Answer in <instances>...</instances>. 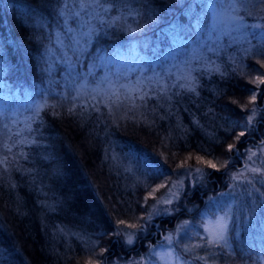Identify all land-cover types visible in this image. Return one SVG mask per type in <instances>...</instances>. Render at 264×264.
<instances>
[{
  "label": "trees",
  "instance_id": "1",
  "mask_svg": "<svg viewBox=\"0 0 264 264\" xmlns=\"http://www.w3.org/2000/svg\"><path fill=\"white\" fill-rule=\"evenodd\" d=\"M251 8L254 18L242 9L237 17L264 28L263 3ZM209 20L206 0H0V76L17 116V142L0 146V264H84L75 263L81 256L98 264L111 253L121 261L132 248L110 234L116 224L137 223L144 193L171 171L169 152L151 150L141 137L215 156L248 124L239 98L257 88L243 90L236 59L251 66L260 55L242 39L216 38ZM192 22L199 24L193 37ZM181 68L192 74L183 87ZM108 78L114 83L106 94L73 91ZM254 95L245 105L259 104L253 133L264 131V86ZM247 143H236L224 174L185 182L178 214L161 215L153 228L143 218L136 243L153 245L150 230L165 238L175 223L201 241L184 250L188 264H264V161L257 154L242 169L236 155L249 151ZM232 162L248 178L228 180ZM209 199L238 207L227 239L208 246L198 219Z\"/></svg>",
  "mask_w": 264,
  "mask_h": 264
},
{
  "label": "rangeland",
  "instance_id": "2",
  "mask_svg": "<svg viewBox=\"0 0 264 264\" xmlns=\"http://www.w3.org/2000/svg\"><path fill=\"white\" fill-rule=\"evenodd\" d=\"M250 1L252 0H206V8L208 9L210 16V32L213 33L216 38L226 36L236 44L242 42L243 40V42H247V45L251 46L253 50H257V53L260 55V57H257L256 53L253 55L255 65L253 64L251 66H245V64L242 65L241 62L236 59L239 66V74L244 75L243 78L245 81L241 85L243 90L246 89V86H253V88L256 87L257 89H261L264 86V83H261V81L264 80V55L262 53V49H264V47L261 46V40L257 41V37L259 38L261 36H264V28H261V26L259 25L254 26V23L256 21L245 22L241 17H237L238 10L243 8L242 11L244 15L248 14L249 16L251 15V17L254 18L255 10L251 11L247 7ZM202 4L199 6L198 11H201L203 7ZM261 14L264 15V9L261 11ZM200 19H203L201 15ZM197 25H199L197 22H192V26L188 29L189 33L187 34L193 37V34H195V30H197ZM262 40L264 45V39ZM215 42V40L211 41V43ZM252 42L255 49L250 44ZM232 44L233 43H231V45ZM253 50L249 48L248 54H251ZM191 51L192 53L197 54L201 51V46H195L191 49ZM244 51L245 49L243 48L242 53L245 55L246 53ZM69 62L70 61L67 60V57H65L64 62L61 64L63 65ZM182 70L184 72L185 79L180 81L179 87H183L188 83V81L190 82L192 78L191 73L188 77L185 69ZM5 75L6 74L0 76V121H2L0 146L3 141L12 147L13 145L11 143L17 142V138L13 134L14 128L12 130L11 127L13 126V123L17 122V116L7 109V92L5 95L3 89H7L9 87V83L5 79ZM113 83V80L110 78L101 79L94 83L77 85V87L74 88L73 91L81 97L84 95L98 96L99 94L108 93L111 90ZM190 85L192 84L189 83V86L187 88H189ZM257 89L254 91L248 89L245 93H243V96L239 98L241 103L238 105L240 107H237V109L242 110L246 113V121L248 120V124L243 125L239 130H236L235 135L226 142L225 147L222 149L223 152L220 151L218 154H215V156H203L192 151L185 152L178 149H176V151L170 146L171 144H173L172 142L167 141L164 145L159 144L158 146L157 144L150 141L149 136L146 135L141 137L142 139L148 138L151 150L159 153L164 152L163 150H165L167 153L169 152V154L171 155V159H166V163L171 171L169 175L157 180L149 188V190L144 193V213L139 216L137 223L134 224L131 221H125L118 225L116 224L114 228L115 230H113L110 234L111 238L120 239L122 242H125L126 245H129L132 248L131 250H129L128 255L122 256L121 261H118L116 257H112L113 253H111V255H109L108 257L103 254L98 259V264H188L183 256V254L185 253L184 250L187 248H191L192 240L198 242V244H200L201 241H199L198 239L196 240L193 236L189 237L186 232H180V227H177L175 223V231L173 229L168 230L169 228L167 227V230L164 232L165 238L163 240L162 238H156L158 241L154 242L153 245H149L146 243L144 244V247H142L141 241L139 242V244H137L135 238H137L138 232L145 229L148 224L149 226L151 225V228H153L152 224L154 223V219L161 217V215L178 214V210L180 209V207H177L176 204L178 205L181 201V193L183 189L186 188L185 182L189 181L191 178H195V181L197 182L199 178H201L203 175H207V172L209 171L210 173L220 172L221 174H224L226 172L225 168L229 165V162L233 158L232 156L230 158L229 154L237 145L236 143L250 142L246 144L249 146V151L247 153L244 152L245 155L242 157V161L248 160L249 158L257 154H259L260 156L258 160H261V162L264 161V134L261 136L262 139L260 140H258L256 136L250 135L247 137L246 134V131H248V128L252 127L253 121L257 117V111L254 105H252L250 109H246L245 107L250 104L252 100L256 101V96L254 95V93H257ZM229 109L230 107L227 106L226 110ZM248 113H250V115ZM241 133H243V135H241ZM251 134H256V132H252ZM252 137H256L259 143H253ZM229 146H231V150H229ZM211 165H215V167H212ZM245 168H247V166H245L244 169ZM228 170V180L231 178V181L236 179L235 177H237L238 175H243L245 173L244 170L236 169L232 166ZM155 174L156 173H154V175ZM151 175L152 173L150 172L149 176ZM243 176L248 178V176H246L245 174ZM235 188L236 187L234 186L233 189ZM233 192H235V190H233ZM260 198L261 200H263V197L261 195ZM216 199L214 201L210 199L206 201L205 211L202 214L201 218L198 219L199 224L206 232L208 241L209 238L214 236V234L217 232L218 228L220 227V224L218 222L221 221L226 225L223 233V239H227L226 234L227 232H229V225L232 223L233 213L235 210H237L235 208L238 207V204L234 207L233 203L228 204V201ZM143 218H145L147 225L143 223ZM141 220L142 223L139 225V222H141ZM171 226L172 225H170V227ZM153 231L154 229H152V231L150 230L151 236H153ZM184 231H186V229ZM129 240H131V243H129ZM117 246L118 244L116 245L115 249L118 248ZM107 248L114 250L111 246H108ZM92 259L93 256H87L85 258L81 256L76 260L75 263L82 262L84 264H97Z\"/></svg>",
  "mask_w": 264,
  "mask_h": 264
},
{
  "label": "snow or ice",
  "instance_id": "3",
  "mask_svg": "<svg viewBox=\"0 0 264 264\" xmlns=\"http://www.w3.org/2000/svg\"><path fill=\"white\" fill-rule=\"evenodd\" d=\"M262 3H264V0H261ZM76 43H79V41H77ZM80 55H83L84 52L83 50H80ZM261 83H264V80L261 81ZM194 90V89H193ZM241 135H243V133H241ZM229 150H231V146H229ZM212 167H215V165H211ZM226 219V217H225ZM220 224V227L218 228L217 232L214 234V236L209 238V243H215L216 241L223 239V233L224 230L226 228V225L221 222H218ZM129 243H131V240H129Z\"/></svg>",
  "mask_w": 264,
  "mask_h": 264
}]
</instances>
